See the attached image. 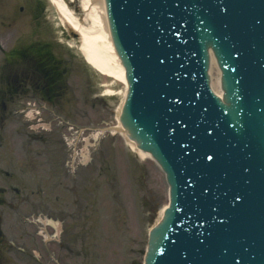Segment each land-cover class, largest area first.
<instances>
[{"label":"water","instance_id":"95a60500","mask_svg":"<svg viewBox=\"0 0 264 264\" xmlns=\"http://www.w3.org/2000/svg\"><path fill=\"white\" fill-rule=\"evenodd\" d=\"M102 1L129 84L121 122L171 186L145 264H264V0Z\"/></svg>","mask_w":264,"mask_h":264},{"label":"rangeland","instance_id":"374dc122","mask_svg":"<svg viewBox=\"0 0 264 264\" xmlns=\"http://www.w3.org/2000/svg\"><path fill=\"white\" fill-rule=\"evenodd\" d=\"M42 2L38 40L67 66L69 92L58 104L22 96L6 110L0 97L2 264H143L149 232L169 202L165 175L111 133L125 84L89 65L50 0ZM24 26L0 14V70L4 52L29 43ZM219 73L216 66L212 82ZM108 85L113 96L104 95ZM30 101L46 107L36 122L16 112ZM98 131L105 133L94 140Z\"/></svg>","mask_w":264,"mask_h":264},{"label":"bare ground","instance_id":"6f19581e","mask_svg":"<svg viewBox=\"0 0 264 264\" xmlns=\"http://www.w3.org/2000/svg\"><path fill=\"white\" fill-rule=\"evenodd\" d=\"M50 2L65 26L77 35L79 39V50L81 51L85 61L103 76L108 75L111 79H119L127 85L124 67L118 57V54L116 53L112 41L105 1L79 0V10L83 14V17L78 16L71 7H68V2L66 0H50ZM216 66L217 64L214 56H212V75ZM216 80L217 81L214 82L213 79V89L219 96H222L223 91L220 88V73L218 75V79ZM106 89L108 92L104 95H114L112 85H108ZM122 105L120 106L118 118L120 117ZM110 130L112 135L121 134L124 136L131 149L141 158H144V160L151 158L149 153L142 151L138 147L137 143L130 139L127 131L120 122L117 127L111 128ZM99 136L100 134L97 133L94 135V138L97 139ZM89 144L90 141L87 140V145ZM86 153L87 151L85 150V153L83 154L85 159L88 157ZM165 208L162 210V215ZM49 223L59 230L60 227L58 223H55L54 221H50Z\"/></svg>","mask_w":264,"mask_h":264},{"label":"flooded vegetation","instance_id":"af4514ba","mask_svg":"<svg viewBox=\"0 0 264 264\" xmlns=\"http://www.w3.org/2000/svg\"><path fill=\"white\" fill-rule=\"evenodd\" d=\"M44 4L40 0H0V14L11 19V21L27 20L31 22V34L37 30V24L44 13ZM39 48L35 46L31 50H27L21 56V62L28 68L33 69L39 64L37 53ZM22 54V53H20ZM48 64V63H45ZM25 78L20 77L19 82L24 81ZM34 78H32L33 80Z\"/></svg>","mask_w":264,"mask_h":264},{"label":"trees","instance_id":"16d2710c","mask_svg":"<svg viewBox=\"0 0 264 264\" xmlns=\"http://www.w3.org/2000/svg\"><path fill=\"white\" fill-rule=\"evenodd\" d=\"M38 72L40 73V75L46 77L47 79L49 78V76H52L49 79L50 83L48 85H42L41 95L49 101L57 99V97L61 95L59 93L60 89L64 87V85L60 84H63V79L65 78V70H62V68L60 67V62L55 59L53 67L49 69L39 67Z\"/></svg>","mask_w":264,"mask_h":264}]
</instances>
